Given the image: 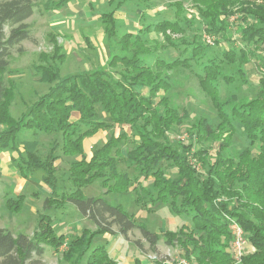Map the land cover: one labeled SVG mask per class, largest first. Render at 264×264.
<instances>
[{
    "label": "trees",
    "instance_id": "trees-1",
    "mask_svg": "<svg viewBox=\"0 0 264 264\" xmlns=\"http://www.w3.org/2000/svg\"><path fill=\"white\" fill-rule=\"evenodd\" d=\"M38 1L0 0V152L10 149L17 154L12 161L25 180L35 171H41V180L52 193L43 201V211L31 237L0 228V264H42L33 256H41L44 245L55 251L66 247L63 255L70 264H76L73 256L82 258L84 255H87L86 264H116L105 245L92 247L96 235L114 234L112 226L123 236L138 228L154 248L158 236L138 225L120 204L112 205L103 197L85 198L83 189L97 180H101L108 194L126 193L131 188L137 204L167 205L172 214L188 220V224H183L176 232L165 233L164 237L169 244L176 240L186 257L195 256L196 264L233 263L227 250L232 239L229 228L232 221L243 230L247 243L253 247V251L243 254L240 264H264V78H259L260 89L251 100L234 104L221 100L219 80L229 84L233 79L224 73L221 64L222 61L233 64L236 51L233 48L223 51L221 62L201 61L208 44L198 40L187 42L183 37L179 42L174 41L167 32L183 33L179 20L184 9L180 3H173L176 20L162 19L139 29L136 34L125 33L121 37L116 35L117 23L112 13H107L100 15L104 33L116 43L120 52L126 53L114 54L109 62L114 67L122 65L120 80L103 68L59 80L55 64L63 61V54L52 56L50 62L40 54L42 64L52 63V69L51 65L35 66L39 82H56L16 120L10 114L14 89L9 82L4 83L7 58L10 48L29 37L24 21L38 9ZM70 1L46 0L42 10H57ZM127 1L135 2L142 9L153 0H121L117 8ZM192 2L208 34L223 37L230 26L235 27L244 47L238 49L244 64L264 45V0ZM232 16L236 23L230 22ZM152 31L162 34L164 42L171 47L187 45L188 48L183 49L187 57L167 61L155 56L148 64L153 49L145 38ZM194 60L201 67L197 74L199 85L211 99L218 122L212 128L209 121L199 118L190 141L173 147L167 134L187 121L189 115L173 107L167 96H161L158 101L155 98L160 91L165 93L171 87L167 72L185 71ZM237 73L241 78L244 76L241 68ZM232 99L235 100L234 95ZM98 106L110 123L100 120ZM113 125L131 128L132 148L122 151L121 145L128 140L125 134L111 135L86 160L84 139ZM21 128L60 134L62 154L74 158L68 170L71 191L59 194L55 191L57 181L53 164L57 159L54 156L57 144L44 161L36 156L38 142L35 140L24 141L21 144L24 154H19L16 138ZM235 134L242 135L248 144L233 153L229 149ZM196 143L198 148L193 151ZM207 143H217V148L211 150V146H205ZM191 159L202 164V175L192 167ZM123 160L128 163L125 171L118 167ZM163 162L175 168L174 177L166 174ZM24 201L23 194L15 199L8 197L5 206L9 213H18ZM67 204L88 216L95 224V231L90 233L84 229L69 237L56 232L49 212Z\"/></svg>",
    "mask_w": 264,
    "mask_h": 264
},
{
    "label": "rangeland",
    "instance_id": "rangeland-1",
    "mask_svg": "<svg viewBox=\"0 0 264 264\" xmlns=\"http://www.w3.org/2000/svg\"><path fill=\"white\" fill-rule=\"evenodd\" d=\"M45 1L39 0L38 9L24 21L29 28V37L10 48L7 58L8 72L4 76V83L7 85L9 82L14 89L10 114L16 120L20 119L22 114L26 113L30 106L40 96L46 94L56 82L53 81L51 84L39 82L40 76L36 73L35 66L51 65L52 69V63L50 65L42 64L40 54L49 62L52 61V56L58 57L57 55L63 54V61L55 64L59 80L75 74L89 73L98 68H103L113 78L120 80L122 65L114 67L109 62L114 54L126 53L120 52L116 43L107 39L100 15L112 13L117 23L116 35L121 37L125 33L136 34L139 29L162 19L176 20V9L173 7L175 2L180 3L184 11L179 20L183 33L171 34L167 32L174 41L183 37L187 42L198 40L203 44H208V49L202 55L201 61L215 59V61L221 62L223 51L229 48L236 51V59L233 64L225 61H222L221 64L224 73L233 78L229 84L219 80L218 88L221 100L234 104L249 101L257 96L260 89L259 78H264L262 69L264 67L262 65L264 64V45L255 51V56L248 57L249 62L244 64L239 58L238 50L244 47L235 27L230 26L231 28L223 37L208 34L192 0H153L147 8L142 9L137 7L135 2L130 1L121 3V6L117 8L121 0H71L60 9L43 12L42 4ZM230 22L236 23L235 16L231 17ZM145 39L153 49V54L148 56V64L152 63L155 56L167 61L187 57L183 52L187 45L179 44L178 47H171L164 42L162 34L152 31L147 34ZM215 40L218 44H215ZM238 68L244 72L242 78L237 73ZM200 72L201 67L196 64L195 60L185 71L167 72L171 87L165 93L160 91L155 98V101H158L161 96H167L173 107L180 113L186 111L189 115L187 121L175 126L167 134V139L173 147H177L179 143L187 144L190 141V135L195 132L193 126L199 118L209 121L212 128H215L218 122L216 109L211 99L199 85L197 74ZM143 92L146 93V90ZM232 95L235 96V100L232 99ZM96 110L100 120L110 123L99 106ZM122 133L128 138L121 145L122 151L131 149L130 141L133 138L131 128L128 125H113L107 130H100L94 136L84 139L83 148L86 160L111 135L119 136ZM33 140L38 142L36 156L42 161L57 144L58 147L54 150V156H57V159L53 164L57 181L55 191L58 194L63 191H71L73 187L68 179V170L70 162L74 158L62 154L60 134H45L21 128L16 138L19 154L23 153L21 144L24 141ZM247 144V140L242 135L235 134L232 137L229 150L235 153V151L246 147ZM208 145L211 146V150L217 148V143L205 144V146ZM197 148L198 144L196 143L193 151ZM12 157L17 158V154L10 149L0 152V228L15 235L23 233L31 237L37 229L38 216L43 211V201L51 195L52 189L41 180V171H35L32 175H28L26 180L23 179L16 169ZM75 159L79 160L80 157ZM190 163L198 174L202 175L204 170L202 164L195 159H191ZM118 167L125 171L128 163L123 160ZM162 168L168 176L176 175L175 168L168 163L163 162ZM128 172H132V169H128ZM148 183L143 182V184ZM83 193L85 198L103 197L112 205L120 204L129 215L133 216L138 225L143 226L150 233L156 234L159 238L155 247L151 248L138 228H134L126 236H123L117 231L116 226H112L114 234L96 235L92 240V247L99 244L105 245L116 264H196L195 256L187 255L186 257L176 240L171 244L166 242L165 233L176 232L183 224L189 223L183 217L172 214L167 205H139L135 202L136 195L131 188L126 193L108 194L102 188L101 180L86 186ZM20 194L25 197L22 209L18 213H9L5 206L6 199L8 197L15 199ZM49 215L53 216L56 232L67 237L80 233L84 229L90 233L95 231L94 222L88 216L78 213L71 204L58 210H51ZM229 228L232 239L228 242L227 250L232 258L233 263L231 264H240V262H235L232 256L231 225ZM43 249L44 252L41 256H33L42 264H70L63 255L66 247L62 246L55 251L44 245ZM248 251H253V247L247 243L243 247V253ZM75 257L73 256V260L76 264H86L87 255L82 258Z\"/></svg>",
    "mask_w": 264,
    "mask_h": 264
},
{
    "label": "built area",
    "instance_id": "built-area-1",
    "mask_svg": "<svg viewBox=\"0 0 264 264\" xmlns=\"http://www.w3.org/2000/svg\"><path fill=\"white\" fill-rule=\"evenodd\" d=\"M231 230L233 234L232 256L235 262H240L241 257L244 254L243 247L246 246L247 241L244 237L243 230L233 221L231 222Z\"/></svg>",
    "mask_w": 264,
    "mask_h": 264
}]
</instances>
